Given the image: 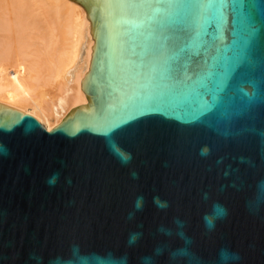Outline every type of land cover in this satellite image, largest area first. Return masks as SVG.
Returning a JSON list of instances; mask_svg holds the SVG:
<instances>
[{
	"label": "water",
	"instance_id": "95a60500",
	"mask_svg": "<svg viewBox=\"0 0 264 264\" xmlns=\"http://www.w3.org/2000/svg\"><path fill=\"white\" fill-rule=\"evenodd\" d=\"M71 1L86 104L0 103V264H264V0Z\"/></svg>",
	"mask_w": 264,
	"mask_h": 264
},
{
	"label": "bare ground",
	"instance_id": "6f19581e",
	"mask_svg": "<svg viewBox=\"0 0 264 264\" xmlns=\"http://www.w3.org/2000/svg\"><path fill=\"white\" fill-rule=\"evenodd\" d=\"M71 0H0V103L50 130L86 104L81 80L94 41Z\"/></svg>",
	"mask_w": 264,
	"mask_h": 264
},
{
	"label": "clouds",
	"instance_id": "9594fccd",
	"mask_svg": "<svg viewBox=\"0 0 264 264\" xmlns=\"http://www.w3.org/2000/svg\"><path fill=\"white\" fill-rule=\"evenodd\" d=\"M201 154H206L204 152V150H202ZM139 199L138 198V202H137V209H139ZM161 207H163V205H160ZM218 206L217 205H214L213 206V212L212 213H209L207 214L205 217H204V221H205V226L206 228H208L209 230L212 229V227H214V223L211 219H209V216H214L215 215V209L217 208ZM178 224H180L179 221H177ZM182 227V225H181ZM160 231L164 232L166 231L165 229L161 228ZM170 234V233H169ZM181 235H183V233H181ZM139 236L140 234L139 233H132L130 234L129 236V240H128V243L129 245L131 246L132 244L136 243V241L139 239ZM160 250L157 249V254H159ZM181 253H173L172 256H173V259H175L178 255H180ZM239 257L237 254L235 253H231L229 252L227 249H221L220 250V253H219V260H218V264H232V261H235L237 260ZM120 264H126V259H122L120 261ZM142 264H152V260L151 258H144L142 260Z\"/></svg>",
	"mask_w": 264,
	"mask_h": 264
}]
</instances>
